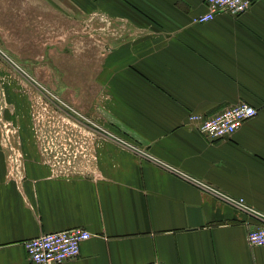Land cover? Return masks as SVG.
Returning <instances> with one entry per match:
<instances>
[{"label": "crops", "instance_id": "obj_1", "mask_svg": "<svg viewBox=\"0 0 264 264\" xmlns=\"http://www.w3.org/2000/svg\"><path fill=\"white\" fill-rule=\"evenodd\" d=\"M54 1L113 21L89 110L103 139L80 168L28 149L24 158L0 134V264H34L24 240L72 226L92 235L59 264H264V244L246 240L258 218L182 175L264 211V0L204 22L191 18L205 0ZM241 99L258 111L227 138L187 121Z\"/></svg>", "mask_w": 264, "mask_h": 264}, {"label": "rangeland", "instance_id": "obj_2", "mask_svg": "<svg viewBox=\"0 0 264 264\" xmlns=\"http://www.w3.org/2000/svg\"><path fill=\"white\" fill-rule=\"evenodd\" d=\"M73 8L64 1L0 0V134L24 158L28 149L53 166L70 161L82 168L103 139L89 110L98 109L96 74L116 33L106 16Z\"/></svg>", "mask_w": 264, "mask_h": 264}, {"label": "built area", "instance_id": "obj_3", "mask_svg": "<svg viewBox=\"0 0 264 264\" xmlns=\"http://www.w3.org/2000/svg\"><path fill=\"white\" fill-rule=\"evenodd\" d=\"M255 0H205L207 10L192 16L193 22H204L212 19L218 11H226L238 15L246 11ZM258 108L244 99L224 106L211 114L190 111L187 121L205 136L215 139L227 138L249 117L255 115ZM123 143L136 149L141 154H147L143 148L123 139ZM149 155V154H148ZM166 166L178 171L170 164ZM184 177L192 181L201 189L209 192L239 209L258 218L256 224L249 228L246 240L250 245L264 244V211L248 203L242 196H234L220 189L215 184L197 178L190 174L182 173ZM92 233L81 227L72 226L59 230L42 232L24 240L28 257L34 264H59L68 258L78 255L80 242ZM146 264H179L178 262H166L164 260H152Z\"/></svg>", "mask_w": 264, "mask_h": 264}]
</instances>
